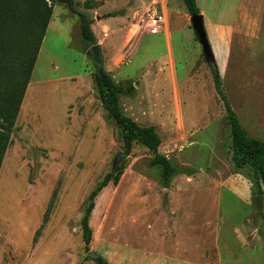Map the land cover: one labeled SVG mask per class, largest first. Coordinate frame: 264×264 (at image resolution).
I'll return each instance as SVG.
<instances>
[{
    "label": "rangeland",
    "instance_id": "rangeland-1",
    "mask_svg": "<svg viewBox=\"0 0 264 264\" xmlns=\"http://www.w3.org/2000/svg\"><path fill=\"white\" fill-rule=\"evenodd\" d=\"M150 1L78 0V8L102 46L104 70L119 83L136 84L134 95L120 98L125 113L156 126L160 152L195 173L179 174L167 187L163 168L134 143L117 184L95 199L86 246L87 198L126 153L125 143L98 94L88 54L95 44L83 38L78 16L57 3L12 131L0 128V264H99L87 256L91 251L106 264H237L219 254L215 233L221 227L237 253L234 227L248 210L244 185L252 190L251 213L264 246L253 172L233 167L226 109L184 0H168L166 7L181 101L170 90L176 110L162 105L169 96L159 91L158 77L170 50L166 31L150 33ZM237 3L198 0L212 20L229 23L232 60H216L223 89L249 135L264 140V0H247L249 8L222 16L221 9ZM191 132L197 145L187 151Z\"/></svg>",
    "mask_w": 264,
    "mask_h": 264
},
{
    "label": "trees",
    "instance_id": "trees-1",
    "mask_svg": "<svg viewBox=\"0 0 264 264\" xmlns=\"http://www.w3.org/2000/svg\"><path fill=\"white\" fill-rule=\"evenodd\" d=\"M57 3L66 5L78 16L83 38L96 44L90 19L78 8V0H0V128L7 132L12 131L17 119ZM184 3L190 15L201 13L197 0H184ZM211 68L216 91L224 103L230 125L233 167L240 174L246 168L251 169L257 195H264V140L250 136L243 127L223 89L216 62ZM96 85L105 111L122 133L127 155L134 143L147 148L152 155L151 164L163 168L162 179L167 187L177 175L195 173V170L179 167L160 152L162 140L156 126L142 125L125 113L120 98L122 95H134L135 83H119L103 69L97 70ZM4 151L5 147L0 150V165ZM121 176V168L108 173L87 198L81 220L86 246L92 239L90 217L95 208V199L111 182L117 184ZM101 264L106 263L103 261Z\"/></svg>",
    "mask_w": 264,
    "mask_h": 264
},
{
    "label": "crops",
    "instance_id": "crops-1",
    "mask_svg": "<svg viewBox=\"0 0 264 264\" xmlns=\"http://www.w3.org/2000/svg\"><path fill=\"white\" fill-rule=\"evenodd\" d=\"M206 1V0H205ZM222 0H213V4L220 5ZM247 0H238V3L234 8H223L221 9L222 16L227 15H238L239 11L242 7L249 8L246 6ZM198 3V0H197ZM207 2H205V6H207ZM241 5V8H239ZM199 6V4H198ZM200 8V7H199ZM201 13L204 15L205 19V27L207 30L208 38L210 40L211 46L213 48V52L215 54V60L221 62L222 64H227L232 60V47H233V37L230 34V28L228 27L229 23L219 20H212L208 13L203 11L200 8ZM191 16V15H190ZM168 18V17H167ZM169 27V26H168ZM192 27V25H191ZM167 35V44L170 50L169 57L167 58V62L164 67L160 68V76L158 77L159 81L161 80V84L159 87L160 90H164L162 95L167 94L169 97L162 98V105L166 104L172 108V110H176V102L171 100L170 90L176 98L177 95L180 97L181 101V83L179 82L177 76V68L175 59L172 53V41H171V32L169 28L165 29ZM219 34V35H217ZM216 35L220 39H216ZM165 60V59H164ZM35 69V68H34ZM34 71V70H33ZM185 83H189V81H185ZM189 85H187L188 88ZM165 105V108H166ZM164 108V107H162ZM164 108V109H165ZM192 136L190 138L189 144L183 149H187L190 151L192 147L197 145L196 136L198 134L191 132ZM175 189L173 188L172 192ZM242 201L244 207H246L247 213L241 218L239 225L234 227L233 231L236 233V238L238 242L237 253L235 249L232 247L231 241L224 235L220 233L221 227H218V232L215 233V240L217 244V250L219 254H230L232 259L230 260L232 263L237 264H262L264 263V246H262L263 237L259 232L257 217L255 214L251 213L252 209V190L244 185L242 189ZM263 212H264V200H263ZM222 243L224 247H222ZM223 264V262H222Z\"/></svg>",
    "mask_w": 264,
    "mask_h": 264
},
{
    "label": "water",
    "instance_id": "water-1",
    "mask_svg": "<svg viewBox=\"0 0 264 264\" xmlns=\"http://www.w3.org/2000/svg\"><path fill=\"white\" fill-rule=\"evenodd\" d=\"M192 28L195 32V35L202 47L203 55L205 60L213 65L215 60V54L213 52V48L211 46L210 40L208 38L207 30L205 27V19L202 13L191 15L190 18ZM88 54L92 56L96 68L98 71H102L104 69V60H103V53H102V46L101 44L93 45ZM127 157V154L124 152L119 153L114 161L113 170H117L119 168L120 162ZM257 203L261 205L264 200V195L260 194L256 196ZM87 256L93 260H96L99 264L103 263V258L96 252H89Z\"/></svg>",
    "mask_w": 264,
    "mask_h": 264
},
{
    "label": "built area",
    "instance_id": "built-area-1",
    "mask_svg": "<svg viewBox=\"0 0 264 264\" xmlns=\"http://www.w3.org/2000/svg\"><path fill=\"white\" fill-rule=\"evenodd\" d=\"M168 0H151L145 13L151 34H158L168 26L166 7Z\"/></svg>",
    "mask_w": 264,
    "mask_h": 264
}]
</instances>
